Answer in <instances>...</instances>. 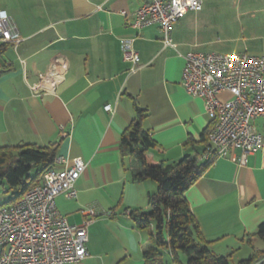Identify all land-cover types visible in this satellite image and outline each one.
<instances>
[{"label":"crops","instance_id":"1","mask_svg":"<svg viewBox=\"0 0 264 264\" xmlns=\"http://www.w3.org/2000/svg\"><path fill=\"white\" fill-rule=\"evenodd\" d=\"M147 1L0 0L22 37L0 59V147L56 143V157L66 161L55 167L72 165L79 156L87 161L76 183L78 196L62 193L56 199L73 224L91 217L85 209L97 212L89 225L90 256L69 264L145 263L149 232L138 229L131 214L149 208L158 185L135 181L142 167L122 150L121 136L136 104L147 109L143 125L160 160L173 163L187 152L201 157L213 117L205 100L181 83L185 54L264 55V0H203L202 10L174 24L177 49L164 47L158 25L132 26L135 10ZM127 39L139 53L137 66L124 59ZM57 60L67 65L63 80L54 92L33 93L30 85ZM255 124L264 132L262 118ZM185 197L216 253L246 259L264 250V240L255 235L264 221V150L249 154L245 165L230 156L216 158Z\"/></svg>","mask_w":264,"mask_h":264},{"label":"built area","instance_id":"2","mask_svg":"<svg viewBox=\"0 0 264 264\" xmlns=\"http://www.w3.org/2000/svg\"><path fill=\"white\" fill-rule=\"evenodd\" d=\"M202 8L203 0H149L135 10L131 24L136 29L158 25L164 47L177 49L172 36L174 24L189 11ZM0 41L14 45L22 41L17 24L5 9H0ZM132 42L125 41L124 59L137 66L140 57ZM66 69V62L57 60L30 85L33 93L54 92ZM181 83L190 95L205 100L213 117L210 147L200 157L202 160L212 155L230 156L245 165L249 154L264 150V132L255 124L257 118L264 120V55L189 51ZM223 92H228L230 98L223 99ZM105 109L111 110V105ZM237 149L241 150L239 156ZM65 161L63 157L55 158V163ZM86 167L87 161L81 156L74 158L72 165L51 167L20 199L0 207V264H69L90 256L89 225L96 210L85 209L83 212L91 217L82 224H73L56 201L62 193L78 196L76 183ZM263 263L264 255L250 264Z\"/></svg>","mask_w":264,"mask_h":264},{"label":"trees","instance_id":"3","mask_svg":"<svg viewBox=\"0 0 264 264\" xmlns=\"http://www.w3.org/2000/svg\"><path fill=\"white\" fill-rule=\"evenodd\" d=\"M12 45L11 42L0 41V59ZM2 72L0 64V74ZM147 115V109L136 104V115L121 136L123 152L142 167L141 171L134 173L133 179L153 180L158 185L157 192L149 197V208L131 214L136 227L149 232L150 245L143 252L144 264H168L162 250H166L176 264H232V253H216L211 248V241L203 237L185 197V192L203 176L216 156L202 160L200 153L187 152L179 160L166 164L156 156V142L151 131L143 125ZM213 125L214 122L203 133V141L207 143L204 153L210 147L208 135ZM187 144L193 145V140ZM56 153V143L46 146L19 143L0 147V182H6L12 190L16 189L0 207L17 201L31 186L40 182L45 171L54 167ZM35 165H40V168L30 176ZM255 235L264 240V221ZM180 255L186 256L185 263ZM263 255L264 250H254L252 255L237 264H250Z\"/></svg>","mask_w":264,"mask_h":264},{"label":"rangeland","instance_id":"4","mask_svg":"<svg viewBox=\"0 0 264 264\" xmlns=\"http://www.w3.org/2000/svg\"><path fill=\"white\" fill-rule=\"evenodd\" d=\"M40 168V165H35L33 167V169L30 171L29 175L30 176H33L37 170ZM15 190H12L10 189L9 185L4 182H0V204L8 201L11 197H12V194L13 192H15ZM163 252V257L165 259V261L168 263V264H172V257L171 255L166 252L165 250H162ZM248 255H232V264H237L241 259L247 257ZM180 258L182 260L183 263H185L186 261V256L184 255H180ZM134 264V262H131Z\"/></svg>","mask_w":264,"mask_h":264}]
</instances>
